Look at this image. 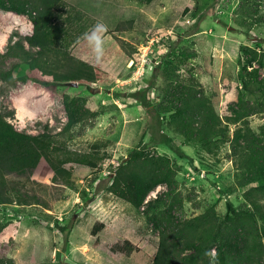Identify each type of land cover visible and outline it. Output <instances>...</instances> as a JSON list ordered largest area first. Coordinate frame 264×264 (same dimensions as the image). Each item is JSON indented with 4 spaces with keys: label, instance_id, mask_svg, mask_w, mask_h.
<instances>
[{
    "label": "rangeland",
    "instance_id": "1",
    "mask_svg": "<svg viewBox=\"0 0 264 264\" xmlns=\"http://www.w3.org/2000/svg\"><path fill=\"white\" fill-rule=\"evenodd\" d=\"M64 1L57 19L72 41L70 54L99 72L90 82L93 89L35 80L26 60V52L37 55L40 49L27 40L34 22L0 7V70L13 76L8 80L0 74V118L45 136L55 158L98 145L102 159L97 168L65 163L73 166L72 183H66L41 158L33 178L42 184L28 186L41 203H0V264H155L158 224H221L228 202L251 206L248 190L263 186L264 179L243 185L230 141L217 139L208 147L188 140L174 125L172 112L162 108L159 122L141 98L179 104L195 89L223 117L231 106L263 100L264 0ZM45 59L51 65L55 57L46 54ZM64 93L83 97L90 110L69 129ZM248 118L264 137V110ZM151 123L157 133L172 136V146L152 141ZM234 128L230 125L231 135ZM144 142L145 155L168 154L180 169L171 186L157 185L135 207L109 186L116 167L135 158L134 149ZM101 223L104 227L94 233ZM258 223L263 233L261 219ZM126 240L137 249L128 253ZM113 245L122 249L114 251ZM216 254L213 248L214 263Z\"/></svg>",
    "mask_w": 264,
    "mask_h": 264
},
{
    "label": "trees",
    "instance_id": "2",
    "mask_svg": "<svg viewBox=\"0 0 264 264\" xmlns=\"http://www.w3.org/2000/svg\"><path fill=\"white\" fill-rule=\"evenodd\" d=\"M64 4V0H0L1 8L26 14L34 22V31L27 36V40L40 49L37 55L26 52V60L30 61L35 80L50 84V79H53L54 82L64 83L56 86H73L77 83L92 90L90 82L98 78L99 72L94 64L70 54L68 47L72 41L66 36L64 21L57 19L59 15L62 17L60 7ZM46 54L55 57L52 67L45 59ZM0 74L5 79H13L10 73L0 70ZM151 88H147L146 92ZM245 88L255 92L247 83ZM141 99L149 113H157L159 122L162 108L172 112L174 125L188 140L198 139L208 147L217 139L230 141L234 162L242 171L243 185L264 179V137L254 129L248 118L264 110V98L256 103H245L238 109L231 106L229 114L224 117L216 111L208 96L195 89L184 93L179 104H154L148 95ZM84 101L83 97L70 98L64 93L69 118L66 129L90 113ZM232 124L235 128L231 135ZM149 127L152 141L172 146V136L167 132L157 133L152 123ZM98 147L95 145L94 150L89 152L70 151L65 157L55 158V147H51L45 136L42 138L21 131L0 118V203L14 200L24 204L41 203V198L30 193L28 186L42 184L33 178L42 157L50 163L55 178L72 183L73 166L67 167L65 163L76 162L97 168L102 159ZM146 147L147 142L142 143L141 149H134L135 158L116 167L113 182L109 186L135 207H140L157 185L166 183L171 186L180 169L168 154L145 155ZM174 147L181 157H186L185 151ZM247 196L251 206L237 208L233 202H228L229 214L218 225L193 227L191 220L183 223L169 220V224L166 222L164 225L162 220V224H158L160 241L155 264H264V231L261 232L258 223L261 219L264 228V185L250 188ZM1 224L0 220V231ZM103 227V223L99 224L94 233L97 234ZM67 229L70 228L62 227V230ZM124 245L128 253L137 249L128 240ZM213 248L217 251L215 263L210 257ZM112 249L117 251L122 248L113 245ZM186 250L192 251L185 253Z\"/></svg>",
    "mask_w": 264,
    "mask_h": 264
},
{
    "label": "built area",
    "instance_id": "3",
    "mask_svg": "<svg viewBox=\"0 0 264 264\" xmlns=\"http://www.w3.org/2000/svg\"><path fill=\"white\" fill-rule=\"evenodd\" d=\"M0 206H1V204H0Z\"/></svg>",
    "mask_w": 264,
    "mask_h": 264
}]
</instances>
